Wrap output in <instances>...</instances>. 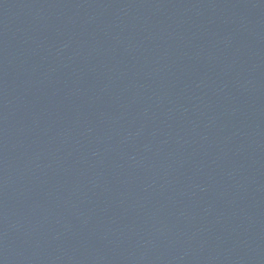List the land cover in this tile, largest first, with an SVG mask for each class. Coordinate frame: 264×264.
<instances>
[{"label":"water","instance_id":"water-1","mask_svg":"<svg viewBox=\"0 0 264 264\" xmlns=\"http://www.w3.org/2000/svg\"><path fill=\"white\" fill-rule=\"evenodd\" d=\"M0 264H264V0H0Z\"/></svg>","mask_w":264,"mask_h":264}]
</instances>
